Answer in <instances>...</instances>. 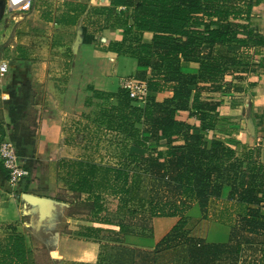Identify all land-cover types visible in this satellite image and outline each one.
<instances>
[{
	"label": "crops",
	"instance_id": "1",
	"mask_svg": "<svg viewBox=\"0 0 264 264\" xmlns=\"http://www.w3.org/2000/svg\"><path fill=\"white\" fill-rule=\"evenodd\" d=\"M112 8V0H33L29 12H8L10 18L5 21L0 19V60L8 65V71L0 74V135L2 125L5 127V136L11 135L12 129L9 130L7 124L12 121L10 107L14 98L19 97L22 100H15L37 111L34 134L30 135L31 141L24 145L25 153L21 156L22 164L30 167V178L11 186L7 172L0 168V240L9 233H21L26 237V233L38 229L33 218L34 212L41 211V208L25 200L23 193L50 197L55 204L63 202L59 199L60 191L75 194L68 189L66 179L69 178L68 172L75 170V162L79 160L96 165L92 192L81 193L79 196L82 200L91 202L95 195H99L100 203L105 208L107 198L112 195L119 199L118 215L127 213L130 205L135 207L137 215L148 212V193L140 196L134 187L140 185L141 181L143 183V179L148 184L146 176L134 173L131 177L130 198L126 205L125 193L118 190L114 195L107 188V185L119 188L121 181L112 174L108 182L104 175L107 167L119 169L129 154H144L146 149L133 145L132 140L119 130L109 129L112 132L108 133L104 125L95 127L93 123L94 119L100 117V110L117 103L114 97L96 96L95 90L106 94L115 93L123 87L126 78L135 76L140 69L136 58L119 54L113 48L115 43L123 40L124 27L129 26L132 20L126 16L124 5L117 6L113 13L109 12ZM250 27L264 36V0L253 7ZM79 28L82 30L81 40L74 48ZM143 39L150 42L152 33H143ZM233 48L237 55L249 61V69L226 77L232 82V91L221 95L223 102L216 127L207 135L210 139H220L235 148L239 158L250 156L252 162L256 166L262 164L264 170V46ZM255 55L258 61L254 60ZM182 66L189 72H196L198 68L197 63L188 61L182 62ZM26 85L30 86L33 93L32 100L25 94ZM154 95L157 100H163L171 97L172 91L167 88ZM189 121L194 123L193 118ZM107 137H111L107 142L111 140L113 143L106 145L109 153L105 154L97 143L99 139L102 142ZM182 142L179 140L177 143ZM108 158L114 161L107 162ZM228 191L229 187H225L220 198L212 199L206 213L193 201L188 216L193 210L190 217L194 218L188 217L185 227L197 219L204 231L187 232L188 235L207 242L229 241L231 228L238 219L239 206L236 201L228 199ZM212 208L215 210L213 215L210 212ZM92 214L95 217L94 210ZM214 215L215 218H211ZM70 218L72 222L86 225L83 232L97 229L93 227L96 224L101 227L112 225V229L119 232L116 224L94 221L92 218L88 221L78 216ZM179 220L177 216L154 217L149 236L124 235L126 246L135 252L134 259L138 253L145 252L157 264L164 252L176 251L177 257L171 259L170 264H187L183 245L154 251L158 242L172 231ZM57 234L56 247L51 251L52 255L57 256L55 262L103 263L102 252L105 247L100 241ZM244 251L251 250L248 248ZM259 257L262 260L259 263L264 264V253ZM118 261L120 264L121 261Z\"/></svg>",
	"mask_w": 264,
	"mask_h": 264
},
{
	"label": "trees",
	"instance_id": "2",
	"mask_svg": "<svg viewBox=\"0 0 264 264\" xmlns=\"http://www.w3.org/2000/svg\"><path fill=\"white\" fill-rule=\"evenodd\" d=\"M260 2L112 0L113 8L109 12L124 5L126 16L132 20L124 27L123 40L113 48L119 54L137 59L140 69L135 77L146 83L149 95L140 103L123 87L107 94L95 90L98 97L105 95L117 100L116 104L100 110L98 124L121 131L133 145L146 149L144 154H129L119 169L107 167L104 175L108 182L112 174L121 181V187L107 185V188L114 195L118 190L125 193L126 205L131 177L134 173L146 176L148 212L137 215L135 210L127 208L122 217L101 218L98 212L103 210V205L100 196L95 195L90 204L94 221L118 225V234L123 236H149L154 217H180L154 251L183 245L187 264H216L225 255L237 258L244 245L253 246L256 244L253 239L264 237L263 165L256 166L250 156L239 158L235 148L207 135L216 127L223 102L221 95L232 91V82L226 77L249 69V61L237 55L233 47L264 46V36L250 27L252 9ZM145 32L152 33L150 42L144 41ZM254 58L259 59L257 55ZM186 61L197 63V71L184 70L182 62ZM167 88L172 91L171 97L157 100L154 94ZM1 130V140L12 141L5 136L3 125ZM179 140L183 142L177 143ZM30 141V136L25 143L16 145L12 141L20 161L25 153L24 145ZM75 165V170L68 172V189L76 195L92 192L96 165L82 160ZM1 167L5 169L0 160ZM26 168L30 169L28 165ZM225 187H229L228 199L239 206L229 241L207 242L188 235L184 227L191 201H196L206 213L211 200L220 198ZM261 244L264 246V241ZM0 264H36L25 235L9 233L0 240Z\"/></svg>",
	"mask_w": 264,
	"mask_h": 264
},
{
	"label": "rangeland",
	"instance_id": "3",
	"mask_svg": "<svg viewBox=\"0 0 264 264\" xmlns=\"http://www.w3.org/2000/svg\"><path fill=\"white\" fill-rule=\"evenodd\" d=\"M7 18H10L8 12L4 13L1 19L5 21ZM29 85L24 86V89H25V94L28 95L27 98L29 97L30 100H32V97L34 96ZM15 99L22 100L19 99V97L14 98L13 105H11L10 107V111L13 114L12 121L7 124V128L9 130L12 129L10 131L11 135H8V137L17 145V142L25 143L29 139V136L34 134L36 127L34 120L37 118V111L33 107L23 106L22 104H20L22 101H17ZM98 122H100L99 119H94L93 123L95 127L99 125ZM105 132L109 133L112 131H109V129L108 130L105 129ZM11 137H14L15 140H13ZM109 138L111 137H107V139H102L103 140L102 142L101 139H99L97 143V146L100 148V151L104 152L105 154L109 153L108 149L106 148V145L107 144L110 145V142L113 143L111 140L107 142ZM112 146L110 148H112ZM99 153L103 154L101 152ZM108 161L113 162L114 160L113 159L110 160L108 158L107 162ZM33 163L34 161H32V164ZM30 166L33 167L32 165ZM25 179L26 178H24L23 180ZM143 180H144L143 183L141 181L140 185L137 184L136 186H134L136 187L138 195L140 194V196H146V194L148 193V184L146 183V179ZM134 193L135 192H132V194ZM59 195H60L59 199L63 202H59L58 204L57 203L55 204L54 202L51 208H50V204L46 205L45 206L46 211H48V209L50 208V210L46 214H42L41 211L34 212L35 217L33 218V220L35 222V227H37L38 229H36V231L26 233L27 235L26 238L31 249L33 250L36 264L58 263L55 262V260H58L57 256H55V254L52 255L51 252L54 251L53 249H55L56 247V243H57L56 236H58L57 233H59L60 235L64 234V236L67 234V236L69 237H74L79 239L80 238L96 239L100 241L102 245L105 247L104 252H102L103 254L102 264H119L118 260L121 261L120 264H156L155 259L152 258L150 254L148 255L145 252L141 254L138 253L136 259H134L135 252L128 249L129 246H126L125 244L126 241L124 239V236L115 232V230L117 229L113 230L112 225L105 224L107 227H101L96 224L93 227H96L97 229L87 230L83 232L82 229L83 228L86 229V225L72 222L70 217L78 216L79 218L88 221L90 220V218H94V215L92 214V210H90L91 202L82 200L81 196L79 195L67 194L65 190L60 191ZM122 198L123 200H125L124 197ZM191 203L193 206L192 201ZM118 204H119L118 198L112 195L109 196L106 200L105 208L103 207L104 210L98 212L99 213L98 215L104 217L109 215L110 218L119 217L117 216L118 214L116 213L118 209ZM130 206L129 209L134 210L135 207H133V205ZM210 212L212 215L215 214V210H213V208L212 211ZM192 213L193 210L189 212L190 214L189 216L187 213V218L188 217L190 219L194 218V217H190L192 216ZM122 216L123 213L120 214V217ZM211 218H215V215ZM202 228H203L202 224H200L197 219L194 221L192 220V222H190L189 225L187 224L185 227L186 232L188 233L189 232L195 233V231L203 232L204 230H202ZM83 234H88V236ZM241 234L242 233H240L239 235L241 236ZM1 236L2 234H0V237ZM253 240L256 242L255 245L253 246L244 245L245 250L249 248L251 251H244V252L241 251V253L238 254L237 258H235L234 255L233 256L225 255L222 258H219L216 264H251V263L260 264L259 262H261L262 260L260 259L259 256L260 254L262 255V252L264 253L263 251L264 246H262L261 244V242L264 241V237H260V238L257 237V239H253ZM257 251L260 252L257 253ZM255 253H257L256 256ZM176 255H177L176 251L164 252L162 255L159 256L157 264H170V260L176 258L177 257ZM240 256L242 257V259L240 258ZM249 256H251L250 259ZM167 260H169V263H167ZM235 261L237 262L235 263Z\"/></svg>",
	"mask_w": 264,
	"mask_h": 264
},
{
	"label": "built area",
	"instance_id": "4",
	"mask_svg": "<svg viewBox=\"0 0 264 264\" xmlns=\"http://www.w3.org/2000/svg\"><path fill=\"white\" fill-rule=\"evenodd\" d=\"M7 12L27 13L33 7V0H5ZM8 71L6 62L0 60V74ZM123 88L129 92V96L138 101L145 102L149 95V90L143 80L135 76L126 78ZM0 160L8 172V183L11 186L18 185L24 178L31 175L30 170L22 164L17 154L14 143L8 139L0 141Z\"/></svg>",
	"mask_w": 264,
	"mask_h": 264
},
{
	"label": "water",
	"instance_id": "5",
	"mask_svg": "<svg viewBox=\"0 0 264 264\" xmlns=\"http://www.w3.org/2000/svg\"><path fill=\"white\" fill-rule=\"evenodd\" d=\"M5 7H6L5 0H0V19L5 13ZM81 32L82 30L81 28H79L77 32L76 41L74 43V48L78 45V43L81 40ZM22 196L25 200H28L31 204L38 205L41 208L42 214H46L54 203V200L50 197L39 196V195L29 193V192L23 193ZM48 204H50V208L48 209V211H46L45 206Z\"/></svg>",
	"mask_w": 264,
	"mask_h": 264
}]
</instances>
